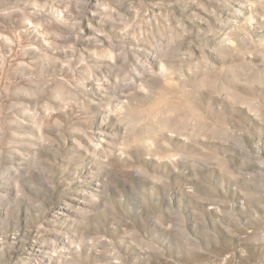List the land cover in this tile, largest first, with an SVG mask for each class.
<instances>
[{
  "label": "rangeland",
  "instance_id": "374dc122",
  "mask_svg": "<svg viewBox=\"0 0 264 264\" xmlns=\"http://www.w3.org/2000/svg\"><path fill=\"white\" fill-rule=\"evenodd\" d=\"M0 264H264V0H0Z\"/></svg>",
  "mask_w": 264,
  "mask_h": 264
}]
</instances>
